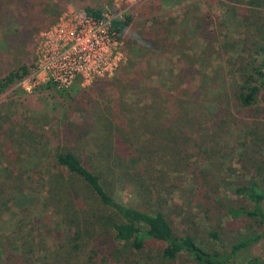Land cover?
<instances>
[{"label": "rangeland", "instance_id": "rangeland-1", "mask_svg": "<svg viewBox=\"0 0 264 264\" xmlns=\"http://www.w3.org/2000/svg\"><path fill=\"white\" fill-rule=\"evenodd\" d=\"M86 7L101 14H118L123 21L129 18V25L120 34L122 57L117 69L87 83L78 78L66 90L43 82L31 88L37 76L34 62L40 34L64 15L82 13ZM5 31L0 36V75L22 66L27 67L28 74L0 94V114L4 112L12 119L20 114L34 117L40 121L36 123L37 130L44 128V135L49 138L63 133L65 118L81 122L83 116L97 111L105 113L110 121L142 118L141 115H148L143 117L148 119L157 112L156 104L168 98L186 100L189 104L185 108L194 111V121L191 129L186 130L181 127L187 125L186 118L183 114L178 118L176 141L183 147L176 151L190 169H197L189 174L186 167L167 168L160 175L153 172V163L148 161L141 178L155 186L154 193L146 197L149 205L145 208L162 210L177 236L189 232L206 250L229 249L238 236L235 226L225 224L222 206L241 202L231 196L233 186L242 185L252 176L264 179V169H255L264 164V90L257 104L249 109L237 102L245 76L251 75L253 68L264 67L261 57L254 54L256 48L264 47V0H72L53 25L28 38L12 39ZM246 62L251 63L248 70L240 73V66ZM133 67L132 75L124 74V70ZM148 100L154 102L150 111L143 107ZM162 112L164 116L169 114L166 109ZM255 138L261 141L260 149L254 147ZM169 139L162 130L160 135L145 134L142 141L149 157L156 151L159 158L168 160ZM33 146L41 147V143ZM155 160L157 157L152 156L151 162ZM30 161L29 156L23 157L17 165L26 170ZM6 164L0 156V261L83 264L84 260H63L65 249L62 251L61 246L67 229L38 222V210L44 208L38 206L32 211L36 205L34 195L22 196L13 181L7 182ZM34 174L32 180H26L31 182L29 188L41 193L46 181ZM192 179L205 183L207 188L202 185L201 190H192ZM202 190L209 194L208 201L200 194ZM220 191L226 194L222 201ZM115 197L122 204L137 208L145 204L130 182L120 183ZM216 228L219 236L212 240L207 233ZM162 249L163 245L154 243L140 253L123 248L119 258L106 264H196L187 256L164 261ZM251 255L263 258L264 244L253 249ZM245 259L246 256L240 258L238 264Z\"/></svg>", "mask_w": 264, "mask_h": 264}, {"label": "trees", "instance_id": "trees-1", "mask_svg": "<svg viewBox=\"0 0 264 264\" xmlns=\"http://www.w3.org/2000/svg\"><path fill=\"white\" fill-rule=\"evenodd\" d=\"M71 1L0 0V36L6 30L5 33L12 39L28 38L53 25ZM85 12L95 18L101 17L99 11L88 7ZM113 25L121 34L129 25V18L116 20ZM10 45L11 41L6 44L7 47ZM254 54L264 62L263 46L256 48ZM250 64L246 62L240 66L239 72L248 70ZM134 70V67L132 70L126 69L124 74L132 75ZM252 71L251 75L245 76L244 84L237 94L238 104L248 109L257 104L264 90V67H256ZM27 74L25 66L6 70L0 75V94ZM153 103L148 100L143 107L150 111ZM188 104L186 100L168 98L156 104L157 112H153L148 119L143 118L148 115H141L142 118L133 116L125 118L126 122L121 118L110 121L105 113L98 114L97 111L83 116L81 122L65 118L63 133L59 132L57 137L50 138L44 135V128L37 130L36 123L40 121L34 117L20 114L12 119L4 116V112L0 114V156L8 163L4 168V172L9 175L7 182L11 184L13 181L18 194L20 192L22 196L34 195L36 205L32 211L38 206L44 208L38 210V222L67 229V238L61 246L62 251L65 249V262L78 259L84 260L83 264L112 263L110 259L115 261L119 258L123 248L140 253L150 243H154L163 245L161 259L168 262L187 256L196 264H238V260L246 256L240 264H264V257L249 256L253 249L264 244V179L252 176L242 185L233 186L231 196L241 202L235 206L222 207L225 208V224L235 226L238 237L229 249L223 251L206 250L189 232L177 236L162 210L145 208L146 204L149 205L146 197L155 186L141 178L149 163H153V172L160 175L167 168L180 170L186 167L189 174L195 173L197 169H190L179 150L176 151L183 147L176 141L178 118L184 115L187 125L181 127L186 130L191 129L194 121V116H191L194 111L185 108ZM165 109L169 111L166 116L162 112ZM217 123L220 125V121ZM162 130L170 138L171 145L168 147L171 156L168 160L166 157L159 158L156 151L153 152L155 155L149 157L145 142L142 141L145 134L160 135ZM252 141L254 147L261 148L258 138ZM40 143L41 147L33 146ZM27 156L31 161L30 167L25 170L17 162ZM152 156L158 160L151 162ZM255 169L263 170L264 164ZM33 173L46 181L41 193L29 188L31 182L26 178L32 180ZM191 181L194 191L197 188L201 190L202 185L207 188L205 183H198L194 179ZM123 182L136 186L138 197L143 198L145 203L143 208L125 205L116 199L118 185ZM200 194L205 195V191L202 190ZM219 196L222 201L226 194L220 191ZM209 197L207 193L205 199L208 201ZM202 215L206 218L204 212ZM218 229L209 231L207 236L217 240ZM10 262L9 259H2L0 264ZM57 263L60 264L59 261Z\"/></svg>", "mask_w": 264, "mask_h": 264}, {"label": "built area", "instance_id": "built-area-1", "mask_svg": "<svg viewBox=\"0 0 264 264\" xmlns=\"http://www.w3.org/2000/svg\"><path fill=\"white\" fill-rule=\"evenodd\" d=\"M116 20L123 21L118 14L95 18L84 11L64 15L41 33L35 51L37 76L31 88L43 82L66 90L78 78L87 83L113 74L122 57L120 33L113 25Z\"/></svg>", "mask_w": 264, "mask_h": 264}]
</instances>
